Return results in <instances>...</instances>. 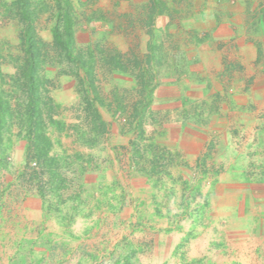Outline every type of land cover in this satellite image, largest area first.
<instances>
[{
	"label": "rangeland",
	"instance_id": "obj_1",
	"mask_svg": "<svg viewBox=\"0 0 264 264\" xmlns=\"http://www.w3.org/2000/svg\"><path fill=\"white\" fill-rule=\"evenodd\" d=\"M84 1L74 0L78 15L102 22L78 32V43L104 38L143 63L140 83L109 74L102 83L128 113L145 102L142 132L121 134L123 123L102 110L111 123L103 139L85 144L73 129L52 136L53 177L25 164V142L0 150V264H200L189 261L186 244L216 235L205 226L216 218L213 195L228 166L221 123L234 126L237 96L262 74L264 0ZM49 29L41 32L47 40ZM16 35L0 18V39L16 43ZM55 73L63 120L77 124L76 81Z\"/></svg>",
	"mask_w": 264,
	"mask_h": 264
},
{
	"label": "trees",
	"instance_id": "obj_2",
	"mask_svg": "<svg viewBox=\"0 0 264 264\" xmlns=\"http://www.w3.org/2000/svg\"><path fill=\"white\" fill-rule=\"evenodd\" d=\"M92 2L78 3L85 7ZM0 18L11 23L17 33L16 43L0 39L2 156L17 138L26 143L25 164L36 162L40 176L49 172L53 177L57 169H52L51 165L58 156L50 155L52 136H61L73 129L78 141L85 144L103 139L111 133V123L104 118L102 110H106L114 122L123 123L121 134L140 136L145 102H137L134 111L128 113L119 94L113 93L109 99L102 92V83L108 74L131 76L140 83L144 73L140 71L143 63L139 56L107 47L102 43L104 38L87 44L77 41V33L86 30L85 26L102 20L94 14L78 15L74 0H52L51 3L46 0H0ZM47 29L50 40L41 34ZM105 34L106 31L102 36L106 37ZM153 38L150 33L146 62L150 71L156 58ZM51 72H56L55 77L63 75L75 79L81 113L79 123L69 125L63 120V106L53 96L56 86L55 79L49 76Z\"/></svg>",
	"mask_w": 264,
	"mask_h": 264
},
{
	"label": "crops",
	"instance_id": "obj_3",
	"mask_svg": "<svg viewBox=\"0 0 264 264\" xmlns=\"http://www.w3.org/2000/svg\"><path fill=\"white\" fill-rule=\"evenodd\" d=\"M250 93L237 96L234 126L224 122L221 161L213 216L201 234L186 244L191 263L264 264V65ZM210 233V232H209Z\"/></svg>",
	"mask_w": 264,
	"mask_h": 264
}]
</instances>
